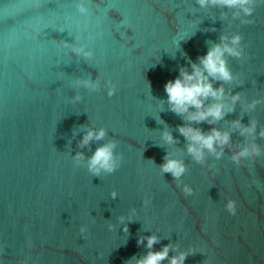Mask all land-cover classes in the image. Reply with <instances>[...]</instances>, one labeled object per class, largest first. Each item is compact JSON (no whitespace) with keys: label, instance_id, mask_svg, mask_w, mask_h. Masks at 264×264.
Returning <instances> with one entry per match:
<instances>
[{"label":"water","instance_id":"1","mask_svg":"<svg viewBox=\"0 0 264 264\" xmlns=\"http://www.w3.org/2000/svg\"><path fill=\"white\" fill-rule=\"evenodd\" d=\"M237 12L197 0H0V264H134L150 235L153 251L188 253L184 264H264V137L260 156L231 161L251 139L231 122L264 128V0ZM237 33L244 56L227 57L235 79L223 86L241 100L194 125L231 131V145L198 163L165 84ZM90 129L106 135L81 146ZM110 141L119 166L91 174L88 158ZM166 154L186 167L178 180L161 172Z\"/></svg>","mask_w":264,"mask_h":264},{"label":"clouds","instance_id":"2","mask_svg":"<svg viewBox=\"0 0 264 264\" xmlns=\"http://www.w3.org/2000/svg\"><path fill=\"white\" fill-rule=\"evenodd\" d=\"M197 2L201 7L211 5L226 9H239V12L235 13L237 16L242 12L244 16L250 17L253 15L257 0H197ZM78 8L82 13L87 11L83 4L78 5ZM242 23H251V21L245 20ZM241 40L242 37L238 33L231 37L222 35L219 43L210 42L207 53L198 57V63L191 64V71L181 67L179 76L165 84L169 109L182 116L186 121V123L179 125L177 130L187 141V153L198 163L204 161L206 152L213 154L216 159H220L223 156L225 146L231 145V131L212 127L208 132H204L194 125L204 122L211 125L224 119L228 112L234 111L235 104L241 100L239 93L226 96L223 86L235 79L228 65L227 57L239 59L244 56V51L240 46ZM84 55L87 56L89 53H84ZM214 81L220 82V86L214 87ZM78 83H82L84 87L90 89H95L97 86L91 80ZM113 92L114 89H110L108 94L111 96ZM76 99L78 100L79 97L77 96ZM257 103L259 101L254 100L248 107L254 109ZM231 127L234 130H239V134L246 140L251 138L231 155V161L234 164L240 165L244 159L261 155V149L255 143V137L257 135L264 137V128L257 133L256 120H251L247 125L242 124L240 120H234L231 122ZM105 135L104 129H90L82 137L80 145L86 146L94 139H103ZM161 138L166 144L176 143L175 138L167 129L161 133ZM115 147L114 141L98 147L88 158V171L96 176L102 172H114L119 166V158L114 151ZM74 159L79 163L83 159V153H76ZM160 168L161 172L170 173L177 180L186 171L183 161L172 158L170 154L165 155L164 163ZM183 192L191 195L193 189L185 185ZM112 195L115 198V193ZM226 209L230 214L235 215L237 212L236 201L229 199L226 203ZM85 230L83 227L80 229L81 233ZM123 231H128L126 225ZM145 239L149 251L142 257H133L134 264H162L165 260H168V264H184L188 253L180 252L169 258L170 246L165 245L160 251H153V245L158 242V238L155 235H150L139 239L137 243L143 244ZM128 264H132V261H129Z\"/></svg>","mask_w":264,"mask_h":264}]
</instances>
